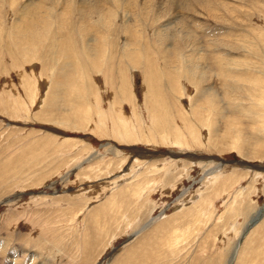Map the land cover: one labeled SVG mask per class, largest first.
<instances>
[{"label":"rangeland","instance_id":"374dc122","mask_svg":"<svg viewBox=\"0 0 264 264\" xmlns=\"http://www.w3.org/2000/svg\"><path fill=\"white\" fill-rule=\"evenodd\" d=\"M0 264H264V0H0Z\"/></svg>","mask_w":264,"mask_h":264},{"label":"bare ground","instance_id":"6f19581e","mask_svg":"<svg viewBox=\"0 0 264 264\" xmlns=\"http://www.w3.org/2000/svg\"><path fill=\"white\" fill-rule=\"evenodd\" d=\"M92 8V7H91ZM90 13V12H89ZM175 144H177L178 142L177 141H174ZM262 212H259L258 216L257 217H260ZM257 219V218H256ZM254 222V221H253Z\"/></svg>","mask_w":264,"mask_h":264}]
</instances>
